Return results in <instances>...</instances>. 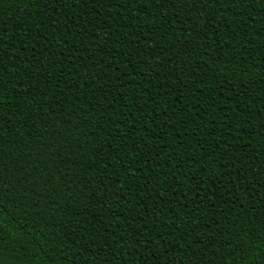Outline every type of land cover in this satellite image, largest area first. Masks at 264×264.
<instances>
[{
  "label": "trees",
  "instance_id": "1",
  "mask_svg": "<svg viewBox=\"0 0 264 264\" xmlns=\"http://www.w3.org/2000/svg\"><path fill=\"white\" fill-rule=\"evenodd\" d=\"M0 264H264V0H0Z\"/></svg>",
  "mask_w": 264,
  "mask_h": 264
}]
</instances>
